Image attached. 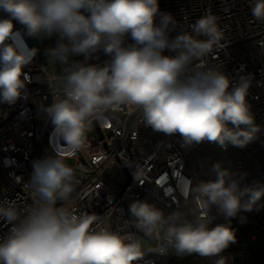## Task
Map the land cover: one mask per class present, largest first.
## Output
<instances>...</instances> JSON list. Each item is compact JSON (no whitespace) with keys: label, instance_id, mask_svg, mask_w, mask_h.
<instances>
[{"label":"clouds","instance_id":"9594fccd","mask_svg":"<svg viewBox=\"0 0 264 264\" xmlns=\"http://www.w3.org/2000/svg\"><path fill=\"white\" fill-rule=\"evenodd\" d=\"M250 11L264 23V0H252ZM0 12L7 14L0 18V101L14 104L22 97L31 82L23 69L38 53L17 42L21 34L14 21L28 37L57 36L46 55L63 66L61 76L49 78L59 81V98L45 109L62 151L33 161L25 186L31 205L0 200V220L11 225L0 237V264H147L148 256L169 254L228 264L222 253L236 242L229 218L264 207V182L245 183L247 173L220 161L209 169L213 178L195 183L175 171L176 185L166 189L174 210L134 200L125 222L133 232L113 229L108 213L77 209L80 181L66 163L86 150L93 121L105 123L107 114L124 108L139 111L143 125L156 132L179 134L187 147L208 141L222 149L244 148L258 139L262 126L247 100L251 78L241 75L233 83L221 67L207 62L224 49L218 18L203 15L185 31L161 12L159 0H0ZM166 50L173 55H164ZM100 51L110 60L87 63ZM76 56L85 60L72 59ZM133 168L143 183L144 167ZM217 215L229 223L212 226Z\"/></svg>","mask_w":264,"mask_h":264},{"label":"built area","instance_id":"2783aa9c","mask_svg":"<svg viewBox=\"0 0 264 264\" xmlns=\"http://www.w3.org/2000/svg\"><path fill=\"white\" fill-rule=\"evenodd\" d=\"M252 0H159L161 12L170 13L180 22V28L191 31V25L206 14L215 15L224 33V49L209 56L210 66L221 67L233 83L241 75L251 78L247 96L255 122L262 126L258 139L244 148L229 145L222 149L216 143L204 141L190 147L183 146L179 134L171 136L143 125L139 111H121L107 114L105 123L93 121L87 133L88 145L71 163L80 181L75 201L78 210L104 216L111 215L113 229L135 231L125 222L131 219L128 208L137 199H148L166 213L176 207L172 194L175 171L193 180L213 178L208 175L211 166L220 161L233 172L247 173L245 183L264 182V23L256 21L250 11ZM3 13L0 18H6ZM14 31L20 32L17 42L34 48L22 25L14 21ZM179 29L171 33L175 36ZM57 37L45 38L54 47ZM126 37V43H132ZM44 50V42L41 41ZM164 55H173L165 51ZM84 61V56L73 57ZM110 58L103 51L95 53L87 63L103 65ZM31 82L14 104L0 101V200L16 201L20 207L31 205L25 190L33 172V161L54 156L62 151L63 141L54 131L45 109L53 98H59L58 80L50 77L63 74V66L47 61L40 54L23 69ZM145 169L143 183L134 176V166ZM264 203V198H262ZM213 214L216 210L213 209ZM235 230L236 242L224 250L228 264H244L250 254L248 244L264 234V207L251 212L241 211L229 218ZM217 215L213 225L229 223ZM9 225L0 220V237L7 234ZM141 234H137V237ZM142 236V235H141ZM147 246H151L150 242ZM261 252V250H258ZM147 264H214L215 258L198 254L164 257L148 256ZM143 264V262H142Z\"/></svg>","mask_w":264,"mask_h":264},{"label":"rangeland","instance_id":"374dc122","mask_svg":"<svg viewBox=\"0 0 264 264\" xmlns=\"http://www.w3.org/2000/svg\"><path fill=\"white\" fill-rule=\"evenodd\" d=\"M22 29H23V26H22ZM26 37L31 42L33 47L38 49V53L40 54V57L42 58V60L46 62L48 57L41 48V41L43 40L44 42L45 52H46V49L50 47V45L45 42V38L37 39V38L28 37V36ZM71 162H72L71 160L67 161V163H71ZM137 238L141 239L142 243H144L145 246L149 244V242L144 240L141 235H139ZM248 249L250 251V254L245 260L244 264H264V234L260 233V235H258L254 241H250L248 244ZM258 250H261V252H259Z\"/></svg>","mask_w":264,"mask_h":264},{"label":"trees","instance_id":"16d2710c","mask_svg":"<svg viewBox=\"0 0 264 264\" xmlns=\"http://www.w3.org/2000/svg\"><path fill=\"white\" fill-rule=\"evenodd\" d=\"M3 14V12H0V16Z\"/></svg>","mask_w":264,"mask_h":264}]
</instances>
